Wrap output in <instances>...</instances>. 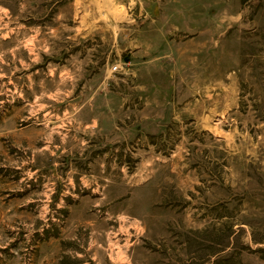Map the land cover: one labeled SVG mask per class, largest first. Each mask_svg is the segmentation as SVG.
Masks as SVG:
<instances>
[{
    "label": "rangeland",
    "instance_id": "374dc122",
    "mask_svg": "<svg viewBox=\"0 0 264 264\" xmlns=\"http://www.w3.org/2000/svg\"><path fill=\"white\" fill-rule=\"evenodd\" d=\"M229 255L264 264V0H0V264Z\"/></svg>",
    "mask_w": 264,
    "mask_h": 264
},
{
    "label": "trees",
    "instance_id": "16d2710c",
    "mask_svg": "<svg viewBox=\"0 0 264 264\" xmlns=\"http://www.w3.org/2000/svg\"><path fill=\"white\" fill-rule=\"evenodd\" d=\"M217 254V256L219 255L218 252L214 253V255ZM232 260V256H222V257H218L216 259H214V263L215 264H233V263H229V261ZM241 264V262L239 263Z\"/></svg>",
    "mask_w": 264,
    "mask_h": 264
},
{
    "label": "built area",
    "instance_id": "2783aa9c",
    "mask_svg": "<svg viewBox=\"0 0 264 264\" xmlns=\"http://www.w3.org/2000/svg\"><path fill=\"white\" fill-rule=\"evenodd\" d=\"M116 69H117V66H114V67H113V70H116Z\"/></svg>",
    "mask_w": 264,
    "mask_h": 264
},
{
    "label": "water",
    "instance_id": "95a60500",
    "mask_svg": "<svg viewBox=\"0 0 264 264\" xmlns=\"http://www.w3.org/2000/svg\"><path fill=\"white\" fill-rule=\"evenodd\" d=\"M126 60V59H125Z\"/></svg>",
    "mask_w": 264,
    "mask_h": 264
}]
</instances>
